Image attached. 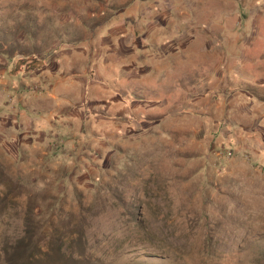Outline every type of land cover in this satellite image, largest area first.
<instances>
[{
  "label": "rangeland",
  "instance_id": "374dc122",
  "mask_svg": "<svg viewBox=\"0 0 264 264\" xmlns=\"http://www.w3.org/2000/svg\"><path fill=\"white\" fill-rule=\"evenodd\" d=\"M0 264H264V0H0Z\"/></svg>",
  "mask_w": 264,
  "mask_h": 264
}]
</instances>
